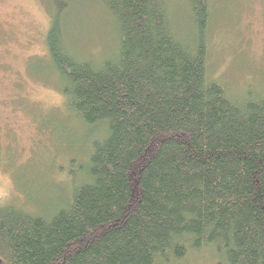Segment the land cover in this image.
<instances>
[{"label":"trees","instance_id":"obj_1","mask_svg":"<svg viewBox=\"0 0 264 264\" xmlns=\"http://www.w3.org/2000/svg\"><path fill=\"white\" fill-rule=\"evenodd\" d=\"M96 1L118 34L111 53L70 51L66 0L45 2V44L67 110L103 131L49 211L0 203V264H180L205 249L264 264V90L231 96L209 77V0H182L185 36L169 0Z\"/></svg>","mask_w":264,"mask_h":264},{"label":"rangeland","instance_id":"obj_2","mask_svg":"<svg viewBox=\"0 0 264 264\" xmlns=\"http://www.w3.org/2000/svg\"><path fill=\"white\" fill-rule=\"evenodd\" d=\"M45 2L0 0V203L26 204L36 212L49 211L60 193L68 195L69 160L83 163L87 138L103 131L100 125L85 127L67 110L47 55ZM168 3L175 29L185 36L191 29L185 5ZM209 5V77L231 96L246 88L264 90V0H209ZM66 7L64 38L72 53L95 62L116 48V28L98 1L66 0ZM25 194L31 201L25 202ZM189 254L180 264H216L211 249Z\"/></svg>","mask_w":264,"mask_h":264}]
</instances>
